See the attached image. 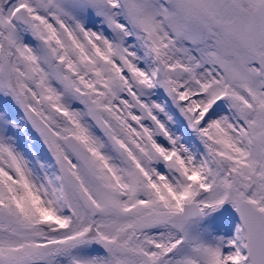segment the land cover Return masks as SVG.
Here are the masks:
<instances>
[{
	"label": "snow or ice",
	"instance_id": "obj_1",
	"mask_svg": "<svg viewBox=\"0 0 264 264\" xmlns=\"http://www.w3.org/2000/svg\"><path fill=\"white\" fill-rule=\"evenodd\" d=\"M0 264H264V0H0Z\"/></svg>",
	"mask_w": 264,
	"mask_h": 264
}]
</instances>
